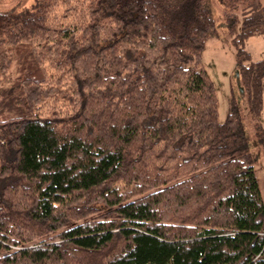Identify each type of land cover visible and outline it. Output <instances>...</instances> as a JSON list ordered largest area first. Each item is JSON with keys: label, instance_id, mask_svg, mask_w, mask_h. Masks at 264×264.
Listing matches in <instances>:
<instances>
[{"label": "trees", "instance_id": "obj_1", "mask_svg": "<svg viewBox=\"0 0 264 264\" xmlns=\"http://www.w3.org/2000/svg\"><path fill=\"white\" fill-rule=\"evenodd\" d=\"M221 5L264 149V0ZM219 35L209 0L0 12V91L22 108L0 113V264H264L243 113L232 97L219 121L203 62Z\"/></svg>", "mask_w": 264, "mask_h": 264}, {"label": "rangeland", "instance_id": "obj_2", "mask_svg": "<svg viewBox=\"0 0 264 264\" xmlns=\"http://www.w3.org/2000/svg\"><path fill=\"white\" fill-rule=\"evenodd\" d=\"M37 0H0V12H14L31 8ZM211 10H213L216 22H218L219 36H214L206 46L203 52V62L209 73V76L217 91L219 121L225 122L231 107V99L235 98L243 113L246 133L249 137L250 151L255 157V168L257 178L260 182L261 191L264 201V149L256 143V134L254 123L252 122L246 100V92L243 88L242 78H240L238 67L236 66V58L231 44V37L227 31L226 21L224 20V10H222L221 0H209ZM245 13L239 10L238 14ZM248 49L255 60L264 59V36L253 37L248 41ZM17 74L14 71L7 79L5 86H10L16 81ZM14 90L7 89L0 91V113H8L13 116H19L22 108L14 104L12 96ZM264 99V98H263ZM51 106V105H50ZM52 107H49V109ZM264 111V108H263ZM260 123L264 127V112L260 119ZM118 248L122 243L118 242ZM114 246L112 252L118 248ZM102 263V258H98L97 264ZM100 263V264H101Z\"/></svg>", "mask_w": 264, "mask_h": 264}, {"label": "crops", "instance_id": "obj_3", "mask_svg": "<svg viewBox=\"0 0 264 264\" xmlns=\"http://www.w3.org/2000/svg\"><path fill=\"white\" fill-rule=\"evenodd\" d=\"M263 195V194H262Z\"/></svg>", "mask_w": 264, "mask_h": 264}]
</instances>
